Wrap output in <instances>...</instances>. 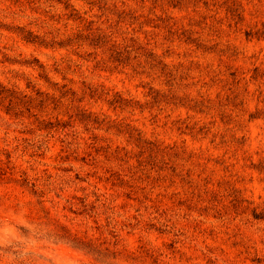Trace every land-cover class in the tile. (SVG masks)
I'll use <instances>...</instances> for the list:
<instances>
[{
  "label": "rangeland",
  "instance_id": "374dc122",
  "mask_svg": "<svg viewBox=\"0 0 264 264\" xmlns=\"http://www.w3.org/2000/svg\"><path fill=\"white\" fill-rule=\"evenodd\" d=\"M177 1L0 0V264H264V0Z\"/></svg>",
  "mask_w": 264,
  "mask_h": 264
},
{
  "label": "trees",
  "instance_id": "16d2710c",
  "mask_svg": "<svg viewBox=\"0 0 264 264\" xmlns=\"http://www.w3.org/2000/svg\"><path fill=\"white\" fill-rule=\"evenodd\" d=\"M174 2H178L177 0H171V3H172V5H174L175 7H177V6H179V4H175ZM228 11L234 16V17H237V18H241V15L238 13V9L236 8V7H234V6H228ZM246 35L248 36V37H250L251 35H252V33L251 32H246ZM255 35L260 39V38H264V28L262 29V30H259V31H257L256 33H255ZM37 37H35L34 39H33V41H36L35 39H36ZM28 40H30V38H27ZM102 39L101 38H95V39H93V42H99L100 43V41H101ZM31 41V40H30ZM99 43H96V45H98ZM10 91H9V89H7L5 86H2L1 84H0V96H4L5 94H7V93H9ZM7 95H11V94H7ZM25 103H27V101L25 102ZM15 104L19 107V109H20V105H21V103H17V102H15ZM11 105H13L14 106V102L12 101V103H11ZM70 237H72L71 239H72V241L77 245V247L78 248H81V249H85V248H87V247H89L88 246V244H89V241H85V240H83L82 238H80V237H78V236H76V235H74V236H70Z\"/></svg>",
  "mask_w": 264,
  "mask_h": 264
}]
</instances>
